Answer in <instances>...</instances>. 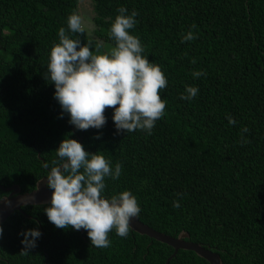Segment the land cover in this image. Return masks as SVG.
Returning <instances> with one entry per match:
<instances>
[{"label":"trees","instance_id":"16d2710c","mask_svg":"<svg viewBox=\"0 0 264 264\" xmlns=\"http://www.w3.org/2000/svg\"><path fill=\"white\" fill-rule=\"evenodd\" d=\"M92 1L94 38L67 29L80 0H0V202L9 195L3 188L33 191L69 137L87 152L102 151L113 168L121 164L119 179L105 178V195L130 190L144 224L172 237L189 233L223 264H264V0ZM121 6L137 11L129 31L168 80L160 90L165 114L151 134H118L111 108L101 129L77 130L67 114L61 118L47 78L50 48L64 27L107 51ZM189 31L195 39L182 42ZM186 85L198 88L191 101L180 98ZM48 205L23 207L2 224L0 264H166L174 253L131 229L127 237L110 231V247H93L86 230L49 222ZM32 228L42 235L20 254L18 233ZM170 264L210 263L179 250Z\"/></svg>","mask_w":264,"mask_h":264},{"label":"clouds","instance_id":"9594fccd","mask_svg":"<svg viewBox=\"0 0 264 264\" xmlns=\"http://www.w3.org/2000/svg\"><path fill=\"white\" fill-rule=\"evenodd\" d=\"M117 12L108 30L114 46L104 52L100 43L72 39L60 27L58 42L49 51L47 78L54 85L53 96L61 107V118L67 114L68 123L75 129H101L107 120L105 109L111 108L118 134L134 130L151 134L156 121L165 114L166 101L160 90L168 80L159 64L142 55L140 37L129 31L137 23V11L129 14L121 6ZM67 29L71 33L84 32L82 17L75 10L67 17ZM193 39L195 34L191 31L182 36V42ZM203 74L201 70L192 75L196 78ZM197 93L196 86L186 85L180 98L191 101ZM228 121L235 123L231 116ZM55 156L45 176L46 186L52 190L50 203L43 210L49 222L61 229L86 230L91 245L97 248L110 247L112 230L127 237L131 219L141 211L137 197L127 189L105 195V178L119 179L121 164L116 162L113 168L102 151L87 152L78 140L69 137L59 143ZM173 207H180L178 200L173 201ZM18 235L23 237L20 254H27L36 247L42 233L32 228Z\"/></svg>","mask_w":264,"mask_h":264},{"label":"water","instance_id":"95a60500","mask_svg":"<svg viewBox=\"0 0 264 264\" xmlns=\"http://www.w3.org/2000/svg\"><path fill=\"white\" fill-rule=\"evenodd\" d=\"M46 183V177H43L37 182L36 188L27 193H23L18 185L3 188L4 191L9 192V195L0 202V226L15 211L24 213L23 207L49 204L52 190L47 188ZM130 229L173 247L174 253L167 260L166 264H170V261L177 255L179 250L194 251L199 257L207 260L210 264H223L221 256L218 253L205 248L199 243L190 241V235L185 231L178 237H172L144 224L140 221L139 217L131 219ZM81 231L83 232V229Z\"/></svg>","mask_w":264,"mask_h":264},{"label":"rangeland","instance_id":"374dc122","mask_svg":"<svg viewBox=\"0 0 264 264\" xmlns=\"http://www.w3.org/2000/svg\"><path fill=\"white\" fill-rule=\"evenodd\" d=\"M79 14L82 17V21L84 24V29L88 32L91 38H94L95 36L91 33L94 22L92 20V17L94 15L93 13V1L92 0H80L79 2ZM90 30V32H89ZM107 45H105L106 48ZM111 47L107 48L110 49Z\"/></svg>","mask_w":264,"mask_h":264}]
</instances>
